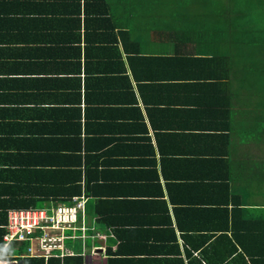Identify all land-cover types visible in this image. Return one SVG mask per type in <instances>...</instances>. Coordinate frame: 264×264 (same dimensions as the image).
I'll return each mask as SVG.
<instances>
[{
	"label": "crops",
	"instance_id": "obj_1",
	"mask_svg": "<svg viewBox=\"0 0 264 264\" xmlns=\"http://www.w3.org/2000/svg\"><path fill=\"white\" fill-rule=\"evenodd\" d=\"M107 2L115 22L93 25L94 0H0V192L63 189L47 160L81 156L87 214L108 236L87 262L252 264L247 252L264 255V79L217 70L205 37L125 43L135 6ZM106 118L110 136L97 132ZM88 157L90 185L110 198L88 196ZM99 200L117 210L107 229ZM219 226L228 241L210 240Z\"/></svg>",
	"mask_w": 264,
	"mask_h": 264
},
{
	"label": "trees",
	"instance_id": "obj_2",
	"mask_svg": "<svg viewBox=\"0 0 264 264\" xmlns=\"http://www.w3.org/2000/svg\"><path fill=\"white\" fill-rule=\"evenodd\" d=\"M231 1L237 2L240 9L244 7V12L239 13L237 17L234 12H226V11H232V10L229 6L221 5L220 4L221 2H216V3L210 2V4L207 3V5H204L205 1H203V2H200V9L197 10V19L195 23L193 22L194 24L189 25L187 22V19L178 18V17L168 18L166 15L171 14L172 9L166 12L164 7H158L160 10H162L161 11L162 13H159L157 11H150L147 14L143 13V15H140L138 18H136L137 21L133 24H132L133 21L129 22L130 20L128 21L126 20L125 31L124 32L120 31V35L122 36L125 43H127L129 39L136 37L140 39V42L142 45L149 38V32L150 33L155 32L160 29L158 27L157 22L162 21L161 17H167L168 20L170 19L169 20L170 29L167 30V34L171 33L172 38H178L177 40H179V38H182V37L183 38H204V37L208 38L212 45H210V47L207 46L208 48H210V54L207 52L208 54L207 56H205V60L207 59L208 55H211L210 61L214 62L217 65L218 67L217 70L224 72V70L229 71L233 67H235V70L238 76L241 77L242 74H244L248 79V78H251L250 75L247 73L248 70L241 66L243 64L239 62V59L243 57H250L256 61H263V60L259 59L256 55V53L259 52L257 47H255L256 49H252L248 51V49L245 48V45L247 46L249 42L248 43L238 42V38L246 37V38H249V40L251 41L253 39H259L263 42L264 39L260 35L258 38H254L251 35L256 30L253 29L252 26L250 25L251 19H248V15H261L262 11L264 10V2H258L257 0L245 1V2L244 0H231ZM123 2L127 6L132 5L131 3L132 1L123 0ZM99 3H102L104 8H102V4H99ZM95 4L98 5V10L97 8L96 9L94 8L92 14L88 15L89 18H93V25H95V23H100L103 21L115 22L114 21L115 15H113L114 17L110 15L111 16L110 18H106L107 13L105 12L109 11V3L107 2V0H94V7H95ZM187 6L189 7L188 4ZM137 10L138 9L135 6V12ZM178 10L179 11L175 12L176 14H187L188 13L187 8H183V9L179 8ZM251 11H255V12H251ZM134 16L135 14L132 15V18ZM202 16L204 17L201 18ZM240 20H243V21L248 20L249 25L247 22L244 23V22H241ZM240 23L241 25H240V28L238 29V24ZM260 31H262V28L260 29ZM114 40L116 41V36H114ZM227 40L229 41L227 42ZM232 41L234 42L230 44ZM247 51H248V54H247ZM244 60L246 61L245 58ZM156 72L157 70L154 71V73ZM97 119H103V118H97ZM106 121H108V123H103L98 128L97 132L106 133L110 131L111 124L108 119ZM114 129L115 128L113 127L112 130L114 131ZM130 134L133 136L132 131L130 132ZM108 136H110V132ZM133 137L135 141L136 139H138L135 137V135ZM126 138H129V137H126ZM96 141L100 145L98 140ZM79 148L82 149L81 144H79ZM90 155L91 153L90 154L86 153L85 157L86 156L90 157ZM89 157L86 158L87 164L85 163L86 165L85 180L87 182L86 188L88 191L87 192L88 196L92 195V196L98 197L100 196V194H102V195H105L106 198H110V196L112 195V193L109 192L110 190H107L104 188L101 189L99 185H95V186L90 185V182L94 179V175L98 172L94 171V172L89 173V168H90V166L88 165ZM82 160L83 158L79 156L77 161L72 162L70 164H67V162H61L63 165H59L58 162L57 163L48 162L47 160L46 167L48 169L46 173L56 174V176H50V177L59 178L61 180H64L63 182H66L73 187H70V185L64 184V185H61L63 189H61L60 187L59 189H57L58 187L57 184H54V185L46 184L45 185L46 187L42 186V187L37 188L35 187V184L33 183L34 185L32 186L30 185L29 187L31 191L23 192L22 194H19V195H17V193L6 195V194H9V192L7 193L0 192V255H1L0 261L13 260L12 258H7V259L3 258L4 255L9 250L5 251V253L2 254V249H3L2 238L5 233V230L3 227L7 223L8 209H15V208L24 209V208L36 207L38 202L45 203L49 201L50 198H53L56 201H58L61 199L70 200L74 196H80L81 195V189H80L81 185L80 184L83 178L82 177ZM31 172H33V170ZM48 175L49 174H46V176ZM39 182L47 183L46 180H41ZM3 188H5V185H0V189H3ZM64 188H67V189H64ZM101 190H103V192H101ZM110 202L111 201H108V202L102 201V200H99V202L97 201V204H96L97 209L94 214L98 216V217L96 216L97 219L99 220L98 222L104 224L105 226L104 228L106 229L108 228V226L115 223V219H118L117 210H115V207H112V204ZM131 202L133 201L131 200ZM102 205H104V210H101ZM227 212L228 210L225 211V213ZM120 213H123L121 212V209H120ZM105 217L107 220L103 222L102 219ZM95 221L96 219L94 220V222ZM220 228H219L220 235L214 236V238L211 235L210 240L212 239L219 240V242L221 243L224 240H227V241L229 240L228 235L226 234V232L228 231V227H225L224 229L222 228L220 229ZM202 229L205 230V227H202ZM247 255L250 256L252 264H260L262 262L260 260H263L262 256H264L262 255L261 257L255 259L254 256H258V255L249 253V252H247ZM237 256H238L237 258L238 263L241 261V263L243 264H248L246 257L243 254H239V255L237 254ZM228 257H229V254H227L226 256L222 254L219 264H229ZM205 260L207 261L206 264H210L209 262L210 258L206 257ZM84 262H85V259L82 257H70V258H66L63 262H61L58 259H52L50 260L49 264H84ZM24 264H44V260L27 258V259H24Z\"/></svg>",
	"mask_w": 264,
	"mask_h": 264
},
{
	"label": "built area",
	"instance_id": "obj_3",
	"mask_svg": "<svg viewBox=\"0 0 264 264\" xmlns=\"http://www.w3.org/2000/svg\"><path fill=\"white\" fill-rule=\"evenodd\" d=\"M87 198L84 194L72 197L68 204L57 203L46 208L10 209L7 223L3 227V250L14 248L20 252L13 256V260L0 261L4 264H19L24 259H42L48 264L52 259L63 262L66 258L75 257L77 254L70 248L68 241H82L84 251L81 256L85 258L84 264H98L89 261L88 257H99L106 252V247L95 246L88 256L85 249L87 240L106 241L108 236L96 233L89 237V231L95 227H88V214L86 210ZM81 232V235H77ZM93 235V234H92ZM26 246V252L22 246ZM102 251V254L100 253ZM1 258V255H0Z\"/></svg>",
	"mask_w": 264,
	"mask_h": 264
},
{
	"label": "rangeland",
	"instance_id": "obj_4",
	"mask_svg": "<svg viewBox=\"0 0 264 264\" xmlns=\"http://www.w3.org/2000/svg\"><path fill=\"white\" fill-rule=\"evenodd\" d=\"M127 1H132V5L131 6H136L137 7V11L134 12L135 16L130 19L129 22L135 23L137 20L136 18H138L140 15H143V13L147 14L150 11H157L159 13H162L158 7H164L166 12H168L170 9H172V13L166 15L168 18H173V17H178V18H183V19H187V22L189 25L194 24L196 19H197V10L200 9V2L205 1L204 5L210 4V2L216 3V2H221V5H226L229 6L231 8V10L235 13L236 17L238 16L239 13L244 12V7L240 9L239 5L237 4V2H232L231 0H127ZM245 1H252V0H244ZM258 2H264V0H257ZM187 4L189 5V7L187 6ZM249 4V3H247ZM143 7V8H142ZM179 8H187L188 13L187 14H176L175 12L179 11ZM251 12H255V11H251ZM133 14V15H134ZM167 17H161L162 21H158V27L160 28L158 31L160 36H164L161 34H167V30L169 29V20L167 19ZM204 16H202L201 18H203ZM248 19H251V26L253 29H255L256 31H254L253 34H251L254 38H258L259 35L264 39V10L262 11L261 15H248ZM160 20V19H159ZM241 22H247L249 25V21H243L240 20ZM194 22V23H193ZM152 23V22H151ZM240 24H238V29L240 28ZM262 28V31H260V29ZM248 35V34H246ZM149 37H151V33L149 32ZM262 39V40H263ZM236 40V39H235ZM238 42H244V43H248L247 46L245 45V48L249 50L252 49H256L255 47H259L260 51L256 53L257 57L263 61H256L253 60L250 57H243L241 59H239V62L242 63L243 65H241L242 67L246 68L248 71L247 73L250 75L251 78H261L264 79V40L263 42L259 39H253L252 41L249 40V38L246 37H241L238 38ZM247 51V54H248ZM256 51V50H255ZM246 54V55H247ZM244 58L246 59V61L244 60ZM57 203H61L59 201H52L51 203H37L38 208H43V207H50V204H57ZM87 222H88V227L92 228L95 227V231H89L88 235L89 237L94 236L96 233H100L102 231V229H98L96 223H93V218L89 219V217L87 218ZM93 234V235H92ZM77 235H81V232H77ZM97 242V243H96ZM104 242H99V241H95L93 242L92 240H87V248L85 249V252H87L88 256H91V251L95 246H103ZM68 244L70 246V248L75 252V253H81L84 251V245L82 241H68ZM22 251L26 252V246L23 245L22 246ZM20 254V252L15 251L14 248H10V250L4 255V259L7 258H13L14 255H18Z\"/></svg>",
	"mask_w": 264,
	"mask_h": 264
},
{
	"label": "water",
	"instance_id": "obj_5",
	"mask_svg": "<svg viewBox=\"0 0 264 264\" xmlns=\"http://www.w3.org/2000/svg\"><path fill=\"white\" fill-rule=\"evenodd\" d=\"M100 253L102 254V251H100ZM11 264H14V263H11ZM19 264H24V261H20Z\"/></svg>",
	"mask_w": 264,
	"mask_h": 264
},
{
	"label": "bare ground",
	"instance_id": "obj_6",
	"mask_svg": "<svg viewBox=\"0 0 264 264\" xmlns=\"http://www.w3.org/2000/svg\"><path fill=\"white\" fill-rule=\"evenodd\" d=\"M97 258V257H96ZM4 264V263H3Z\"/></svg>",
	"mask_w": 264,
	"mask_h": 264
},
{
	"label": "clouds",
	"instance_id": "obj_7",
	"mask_svg": "<svg viewBox=\"0 0 264 264\" xmlns=\"http://www.w3.org/2000/svg\"><path fill=\"white\" fill-rule=\"evenodd\" d=\"M70 258V257H69Z\"/></svg>",
	"mask_w": 264,
	"mask_h": 264
}]
</instances>
